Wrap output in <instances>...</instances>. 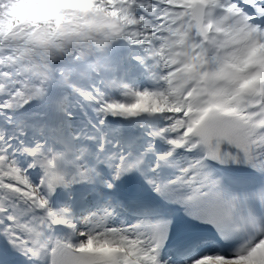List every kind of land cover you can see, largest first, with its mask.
<instances>
[{
  "label": "snow or ice",
  "instance_id": "1",
  "mask_svg": "<svg viewBox=\"0 0 264 264\" xmlns=\"http://www.w3.org/2000/svg\"><path fill=\"white\" fill-rule=\"evenodd\" d=\"M0 264H264V0H0Z\"/></svg>",
  "mask_w": 264,
  "mask_h": 264
}]
</instances>
